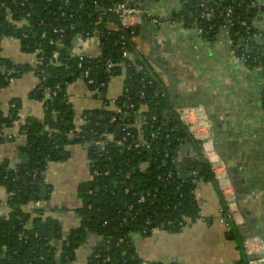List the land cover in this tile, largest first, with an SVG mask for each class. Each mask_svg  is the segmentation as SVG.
<instances>
[{
  "label": "trees",
  "instance_id": "obj_1",
  "mask_svg": "<svg viewBox=\"0 0 264 264\" xmlns=\"http://www.w3.org/2000/svg\"><path fill=\"white\" fill-rule=\"evenodd\" d=\"M12 1L0 0V38H16L23 52L34 55L35 62L31 67L24 65L23 68L6 59H0V62L7 70H14L11 77L30 71L38 78L35 92L40 95L45 109L42 120L29 118L20 129L25 133L19 151L29 157V165L20 164L12 168L6 161L0 162V187L7 192L6 201L3 205L0 203V264H70L76 251L91 234L101 238V247L88 257L87 264H140L141 260L130 243L132 236L146 237L154 229L162 227L166 232L178 234L187 222L199 216L195 195L197 184L214 181L208 162L200 155V143L180 123L159 82L149 76L147 69L141 68L138 59H131L135 55L132 30L120 27L115 21L113 27L107 28L105 19L97 24L98 14L92 0H69L68 4L63 0H27L24 7L17 5L21 0H16L15 4ZM95 1L100 6L110 3V0ZM250 1L181 0L182 6L174 21L191 24L202 30L205 39H214L227 24L220 16L221 12L230 7L233 23L244 22L247 27L228 28L226 42L231 45L228 48H242L239 49L240 53L245 52L242 64L253 70L258 66L264 67V33L247 23L256 14ZM201 3L214 9V17L212 15L208 21L201 17ZM213 3L218 6L213 7ZM21 21L25 23L16 25ZM70 25L74 26L73 30ZM56 28L62 29L63 33L55 35L53 30ZM25 33L29 35L27 40L22 38ZM78 33L100 35L99 57L85 59L81 70L76 68L78 59H71L69 63L68 55L72 38ZM59 36L61 46L51 45L50 41L57 40ZM246 47H250L247 52ZM122 50L126 51V58L121 57ZM55 52L62 64L59 67L50 64ZM107 59L112 65L105 74ZM86 67L91 69L90 76L97 83L101 74L105 83L110 78L123 77V89H128V92L122 91L116 106L126 102L134 104V109L120 124L131 125L138 118L141 124L138 128L131 126L132 136L123 145L117 141L108 145L103 153L94 147L88 149L90 169L107 170L108 175L79 185L77 197L80 206L75 210L79 225L63 236L56 222L43 219L41 212L31 217L24 212L23 206L29 201L27 195L36 188L31 184L42 182L47 163L64 158L62 153L66 143L70 140L84 143L93 138L92 134L99 135L102 130L113 132L116 128L109 120L112 116L119 118L120 113L113 110L96 112L91 117L85 113L87 124L79 132L75 129L73 113L64 99L65 88L78 79L82 80L81 73ZM260 75L264 79V70ZM8 83V80L0 78V89ZM57 85L59 90L52 96ZM89 89L93 90L92 87ZM262 92L264 105V85ZM105 93L106 89H103L101 95ZM140 93H143L142 97H139ZM17 112L15 106L7 115L0 113V125L4 130L18 119ZM100 116L104 117L103 120ZM91 123L95 124L94 127L90 126ZM152 133L158 134L155 140L150 138ZM140 141L148 143L150 148L129 147ZM184 145L194 151L196 159L184 168L185 175H182L178 171L177 157ZM33 171L37 173L34 179ZM193 171L197 172L196 177L191 175ZM126 173L130 174L128 179L124 176ZM168 173H171V178L164 181ZM158 176L161 180L157 179ZM141 196L145 198L142 203L138 201ZM43 221L47 224L46 238L39 235ZM21 235L24 239H19Z\"/></svg>",
  "mask_w": 264,
  "mask_h": 264
},
{
  "label": "crops",
  "instance_id": "obj_2",
  "mask_svg": "<svg viewBox=\"0 0 264 264\" xmlns=\"http://www.w3.org/2000/svg\"><path fill=\"white\" fill-rule=\"evenodd\" d=\"M143 5L162 23L156 26L144 22L136 27L137 36L132 39L135 55L131 59H138L141 68L147 69L149 76L159 82L167 92L170 103L206 101L210 112L216 115H212L213 127L221 125L223 129L217 128L219 130L216 131L213 128L215 140L218 139L217 146L224 144L226 156L234 157L239 161L238 165L245 169L244 177L237 179L236 194L230 180L223 174L222 162L219 165L220 173L230 185L234 203L237 199L239 206L232 211L234 221H230L228 227L218 222L228 206L214 178V181L197 184L195 195L200 210L197 219L187 222L178 234L159 228L146 237L134 235L132 245L143 264H246L242 247L244 237H258L264 243V105L259 102L258 96L262 85L261 71L249 70L237 61L228 48L225 36L209 42L201 39L193 27L174 21V16L180 10V0H143ZM251 5L256 14L250 25L264 33V0H251ZM86 50L87 55L93 57L99 48L90 43ZM0 59L21 67H31L35 62L33 54L23 52L19 41L9 37L0 38ZM38 84V78L26 71L18 74L11 86L0 89V113L7 115L14 109L12 106H17L18 110V119L5 130L7 135L18 136L21 126L29 118L42 120L45 108L40 95L35 92ZM122 88V76L109 80L102 98L97 97L83 80L68 84L65 102L73 113L76 131L79 132L87 124L85 113L91 117L96 112L115 110L112 101L120 97ZM54 119L56 121V117ZM229 122L240 130L247 128L243 136L245 140L243 143L234 142V148L229 144L231 137L226 138L228 141L225 142L226 139L220 136L221 132L230 136L234 135L232 131H237L234 127L228 128ZM253 129L259 131L257 136L253 135ZM14 139L0 143V162L6 161L12 168L22 161L19 147L23 139ZM80 143L81 147L87 144L82 151L75 153L68 150L65 153L63 148L64 158L47 163L42 182L35 188L37 200H30L31 191L28 203L23 206L24 212L31 217L41 212L43 219L56 222L63 236L79 225L75 212L80 206L78 187L91 179L88 149L92 145L89 140ZM179 156L178 171L185 175L184 168L196 159V154L184 145ZM232 162L234 164L231 166H236L235 160ZM41 187L44 191H40ZM6 198L5 188L0 187L2 205ZM99 245L101 238L89 235L70 264H87L88 257Z\"/></svg>",
  "mask_w": 264,
  "mask_h": 264
},
{
  "label": "built area",
  "instance_id": "obj_3",
  "mask_svg": "<svg viewBox=\"0 0 264 264\" xmlns=\"http://www.w3.org/2000/svg\"><path fill=\"white\" fill-rule=\"evenodd\" d=\"M68 1L69 0H63V3L68 4ZM26 2L27 0H21L17 3V5H19L20 7H24ZM12 3L15 4L16 0H13ZM92 4L95 6V13L98 14L97 24H100L102 20L105 19V27L111 28L113 27V25H115L114 23L115 21L117 22L118 25H120V27L124 29H128V30H132L131 31V34L133 35L132 39L137 36L136 32L133 30H135V28L138 25L142 24L143 22H150L151 24L156 25V26L162 23V21L156 18L147 8L144 7L143 0H120L117 2H112L107 5H101V6L98 5L95 0H92ZM217 6H218L217 3H213V7H217ZM250 6L252 8L251 1H250ZM200 7L203 9L201 17L208 21L212 17L214 13L213 12L214 9L204 6L203 3L200 4ZM220 16L223 17V19L227 23L225 24V27L223 29L224 34H225V35L223 34V36L225 37L228 36V28L231 26L239 25L240 27H247V24L244 22L233 23V18H232L233 13L230 7L224 8V11L221 12ZM7 19L9 18L7 17ZM24 23H25L24 21H21L17 23L16 25L20 26L21 24L23 25ZM250 26L255 27L254 25H250ZM69 28L73 30L74 26L70 25ZM198 32L202 33V30L199 29ZM53 33L55 35H61L63 31L62 29L56 28L53 30ZM44 36L45 35H42V37ZM22 38L24 40H27L29 39V35L25 33L22 35ZM90 43H93L94 45L98 46V48H100V35L98 33H95V34L78 33L72 38V45H71V48L68 50L69 62L71 59H78V63L76 67L78 70H81L83 68V62L85 59L97 58L100 55V49L98 53L96 54V56L91 57L87 55L86 48ZM50 44L51 45L58 44L61 46L60 36L57 40H53V41L51 40ZM227 44L230 45L229 42ZM249 48L250 47H246L245 51L247 52ZM239 49H242V48L237 47L238 52L240 51ZM237 50L232 47L230 48L231 53L235 56L237 61L243 63L245 59V54H244L245 52L238 53ZM38 53H41V50H39ZM58 56L59 55L57 52L53 53V57L50 62L51 65L58 66V67L62 65L61 62L58 61ZM126 56H127L126 51L122 50L121 57L126 58ZM105 63H106L105 65L107 66V68L105 69L104 73L107 74L109 72L108 67L112 65V62L110 59H107ZM255 69L262 71L264 70V67L258 66ZM14 73H15L14 70L6 69V73L3 78L8 80L9 82L11 75H13ZM90 73H91V69L89 67L84 68V71L81 73L82 80L88 87H92L93 89L92 92H94L97 97L102 98V96L104 95H101V91L103 89H107V85L109 81L105 83L104 76L103 74H101L103 77V81L101 82L98 81L97 83L93 78H91ZM41 74L44 75V72H41ZM42 80L44 81V78ZM263 83H264V79H263ZM58 90H59V86L57 85L55 86L52 92V96H55L56 91ZM122 91L124 93H127L128 89L122 88ZM142 96H143V93H140L139 97H142ZM64 99H65V96H64ZM117 100L118 98L113 100L112 104L114 105L115 113H120V117L116 118L112 116L109 120V123L115 125L116 128L120 129V133H121L120 139H115L114 131L108 132V131L102 130L99 135L92 134L93 138H90L89 140L92 147L97 148V150L102 153L106 152L105 149L108 147V145L112 143H116L117 141H118L117 143H120V145L125 144L127 139L132 136L131 131H130L131 126L138 128L139 125L141 124V119L138 118L131 125H128V123L121 125L120 122L127 120L128 112L134 109V104L122 102V104L118 105L119 106L118 107L116 106ZM12 108H14V106H12ZM174 112L179 117L180 123L187 129L189 134L192 135V137L200 143V155L208 162L210 166V170L212 171L215 181L217 182L220 188V191L222 195L224 196L225 203L228 206L227 207L228 210L225 211L222 217L219 218L218 222L222 224L223 226L228 227L230 221H234L233 213H232V211L236 209L235 204H234V197H233L232 191L230 190V185L227 179L219 171L220 163L217 161L216 156L210 146L211 144H210L209 136L207 135L205 131L206 127L203 124H201V121H202V119L200 120L201 112L199 109H194V108H189V107L177 108ZM24 133L25 131L22 130L19 132L18 136L12 137V136L7 135L5 130L0 125V140L1 139L9 140L12 138L24 139ZM157 137H158L157 133H152L150 135V138L152 140H155ZM129 147L137 148V149L138 148H143V149L150 148L149 144L145 143L144 141H140L133 145H129ZM179 157L180 156H178L177 159ZM109 162H110V159H109ZM90 172H91V179L95 177L108 175L107 170L104 172H100L96 169H93V170L90 169ZM36 174L37 173L33 171V174H32L33 179L36 177ZM191 175L193 177H196L197 172L193 171ZM124 176L126 179H128L130 174L126 173L124 174ZM170 178H171V173H168L164 181H168ZM157 179L161 180V177L158 176ZM138 201L142 203L145 201V198L141 196ZM238 223H240V220ZM19 239H24V236L22 235L19 236ZM117 245L118 244H116V246ZM106 249H108V246L106 247ZM243 251L245 254L246 264H264V243L260 239L250 238V239L245 240L243 242Z\"/></svg>",
  "mask_w": 264,
  "mask_h": 264
},
{
  "label": "flooded vegetation",
  "instance_id": "obj_4",
  "mask_svg": "<svg viewBox=\"0 0 264 264\" xmlns=\"http://www.w3.org/2000/svg\"><path fill=\"white\" fill-rule=\"evenodd\" d=\"M182 4V2H181V0H180V9H181V5ZM179 23V22H178ZM181 24H184V25H188V26H191V24H186V23H183V22H180ZM191 27H193L194 29H196V31H197V34H198V36L201 38V39H203V40H207V41H209V42H212V41H215V39L216 38H204L203 37V32L202 33H199L198 32V30L199 29H197L196 27H194V26H191ZM223 35L224 34V31H221V32H219L218 33V35L220 36V35ZM221 35V36H222ZM225 35V34H224ZM218 36V37H219ZM217 37V38H218ZM211 39V40H210ZM231 52V51H230ZM234 56V55H233ZM235 57V56H234ZM162 66H163V64H162ZM164 67V66H163ZM261 80V86H260V88H259V94H258V96H259V102L262 104V98H263V85H264V83H263V79L261 78L260 79ZM165 90V89H164ZM165 94H166V96H167V92L165 91ZM247 102V101H246ZM172 105H173V107H174V111L177 109V108H181V107H189V108H194V109H199L200 110V112H201V116H200V120L202 119V121H201V124H203L206 128H205V131H206V133H207V135L209 136V140H210V144H211V147H212V151L214 152V154H215V156H216V159H217V161L220 163V162H222V166H223V168H224V173L223 174H225V175H228V173H231L230 172V166L231 165H233L234 163L232 162L233 160H235V162L237 163L238 161H236V159L234 158V157H232V158H230V157H227L226 156V154H225V151H226V147H224V144H221V145H219V147L217 146V144H216V141L218 142V139H216L215 140V136L213 135V128H216V131H218L219 129H217V128H220V130L221 131H223V129H222V126L221 125H214L215 127H213V121H214V116L212 117V115H215V114H213V112H210V109H209V105L207 104V102L206 101H200L199 103H197V102H193V103H186V104H175V103H171ZM216 116V115H215ZM101 118V120H103V118L104 117H102V116H100ZM217 119V117H215V120ZM230 124H228L227 126H228V128H230V127H234V130H237V131H232V133L234 134V135H226V133L224 132H221L222 134H220V136L222 137L221 139H230V137H231V140H229V141H231L229 144H232L233 145V147H231V148H234L235 146H234V142L236 143H238V142H242V141H244L245 139H244V134L245 133H247V128H244V129H242V130H240L239 128H235V127H238V126H236L233 122H229ZM94 123H91L90 124V126L91 127H94ZM88 126V125H87ZM253 135L254 136H257V134H259V131L257 130V129H253ZM216 133V132H215ZM85 134L86 135H88L87 134V132H85ZM219 138V137H218ZM225 140V142H227L228 140ZM219 141H220V138H219ZM243 143V142H242ZM263 143H260V145H262ZM220 154V155H219ZM219 158H218V157ZM223 158H222V157ZM223 160V161H222ZM232 167H235V166H232ZM229 171V172H228ZM28 197H29V194L27 195Z\"/></svg>",
  "mask_w": 264,
  "mask_h": 264
},
{
  "label": "water",
  "instance_id": "obj_5",
  "mask_svg": "<svg viewBox=\"0 0 264 264\" xmlns=\"http://www.w3.org/2000/svg\"><path fill=\"white\" fill-rule=\"evenodd\" d=\"M212 1H210V3H211ZM224 5V4H223ZM222 5V7H224ZM213 17H214V15H213ZM144 23V22H143ZM247 23L248 24H250L251 23V21H247ZM135 32H136V34H137V28H135ZM211 40V39H210ZM70 63V62H69ZM5 73H6V67H5V65L4 64H2V63H0V78H3L4 76H5ZM98 80L101 82V81H103V77H102V75H98ZM99 121H101V120H99ZM100 130H102V129H100ZM121 133H120V129H118V128H116L115 130H114V137H115V139H120V135ZM220 155V154H219ZM222 157V156H221ZM19 158L22 160L21 161V164H23V165H25V166H28L29 165V157L27 156V155H20L19 156ZM223 158V157H222ZM239 164V161L237 162V164H236V166L235 167H230V172L231 173H228V175H226V177H228V179L230 180V182H231V185H232V187H233V189H234V192L237 194V190H238V185H237V179H239V178H242V177H244V169L245 168H243V166H241L240 167V165H238ZM229 172V171H228ZM33 187H36V186H39V184H37V183H32L31 184ZM41 190H43L44 191V188H40V191ZM37 193L35 192V190L33 191V194L32 195H30V200H32V201H36L37 200V195H36ZM237 197V196H236ZM43 198V197H42ZM235 206L236 207H238L239 208V206H238V203H237V199L235 200ZM162 229H163V227H162ZM39 235H40V237L41 238H46V236H47V224L46 223H41L40 224V226H39ZM250 238H253V237H250ZM250 238H245L244 237V239H243V242L245 241V240H247V239H250ZM254 238H258V237H254ZM258 239H260L261 241H262V239L261 238H258ZM263 242V241H262ZM131 244H133V241H131L130 242ZM111 245H113V242L111 241ZM99 247H101V245H99ZM243 247V246H242ZM115 262V261H114ZM140 264H143V263H140Z\"/></svg>",
  "mask_w": 264,
  "mask_h": 264
},
{
  "label": "rangeland",
  "instance_id": "obj_6",
  "mask_svg": "<svg viewBox=\"0 0 264 264\" xmlns=\"http://www.w3.org/2000/svg\"><path fill=\"white\" fill-rule=\"evenodd\" d=\"M9 38H11V39H13L14 41L18 42V40H17L16 38H14V37H9ZM13 81H16V77H11V78H10L9 83H8V87L11 86V83H12ZM80 145H81L80 142L77 143V144H74V143H71V141H69L68 143H66V144L64 145V151H65V153H66V152H69L68 150H72V152H75V153H76L78 150H79V151H82V149H83L85 146H87V144H85L84 147H81ZM71 154H73V153H71ZM71 154H70V155H71Z\"/></svg>",
  "mask_w": 264,
  "mask_h": 264
}]
</instances>
